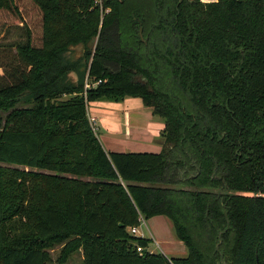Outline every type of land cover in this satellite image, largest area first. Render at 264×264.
I'll use <instances>...</instances> for the list:
<instances>
[{
    "label": "trees",
    "instance_id": "16d2710c",
    "mask_svg": "<svg viewBox=\"0 0 264 264\" xmlns=\"http://www.w3.org/2000/svg\"><path fill=\"white\" fill-rule=\"evenodd\" d=\"M29 1L39 37L0 0L25 37L0 43V264L56 245L83 264H264V0ZM128 96L163 118L161 150L104 147L90 103ZM158 214L186 255L132 232Z\"/></svg>",
    "mask_w": 264,
    "mask_h": 264
},
{
    "label": "rangeland",
    "instance_id": "374dc122",
    "mask_svg": "<svg viewBox=\"0 0 264 264\" xmlns=\"http://www.w3.org/2000/svg\"><path fill=\"white\" fill-rule=\"evenodd\" d=\"M19 5L25 4L23 13L26 15L29 23L32 25L35 34L39 37L41 31V16L40 10L37 6L28 0H18ZM32 4V5H31ZM109 8L106 10L108 11ZM21 19L19 13L10 11L8 9L0 10V43L9 42L13 40H21L23 37L22 23L18 21ZM82 45L75 46L76 53L81 52ZM2 54H0L1 60ZM3 69L0 66V72ZM129 99H135L132 102ZM103 101V102H99ZM90 103V110L92 113H98V122L93 123L97 126V133L104 143L107 150L120 151H159L163 143H156L158 139L163 140L161 130L164 126V120L157 114L152 112V108L143 103L141 98H133L128 96L118 102L122 105L117 108L120 110H98L97 105H110L111 108L118 106L116 100L101 99ZM128 102V103H126ZM117 103V104H116ZM124 104V105H123ZM125 104H131L129 107H124ZM96 107V108H95ZM108 107V108H110ZM128 108V109H123ZM95 111H92V110ZM115 112V116H113ZM126 112L132 114L131 119L135 124L132 126L124 122ZM6 114V113H5ZM120 123V124H117ZM131 127V130L129 129ZM138 230L134 233L144 235L151 238L149 250L154 252H164L168 256H184L187 254L186 244L176 234L173 222L166 215H155L142 221L137 227ZM62 245H56L51 249L52 260L48 264H83V250L74 251L67 260H60Z\"/></svg>",
    "mask_w": 264,
    "mask_h": 264
},
{
    "label": "crops",
    "instance_id": "0c3cea01",
    "mask_svg": "<svg viewBox=\"0 0 264 264\" xmlns=\"http://www.w3.org/2000/svg\"><path fill=\"white\" fill-rule=\"evenodd\" d=\"M131 97H133V98H136V100H138V98H140V97H137V96H131ZM142 99V98H141ZM124 100H125V98H124ZM129 100H131V101H128V102H132L133 100H135V99H129ZM97 101H99V100H97ZM117 102L119 101V100H116ZM143 101V100H142ZM92 102H96V100L95 101H92ZM99 102H103V101H99ZM128 102H126V103H128ZM144 103V102H143ZM117 104V103H116ZM124 105V104H123ZM131 104H125V106L124 107H129ZM119 106H122L119 102H118V106H116V107H114V108H111L110 107V105H108V106H105V105H97L96 107H97V109L98 110H102V111H104V110H113V109H117V110H120L121 108H117V107H119ZM95 107V108H96ZM108 107H110V108H108ZM123 109H128V108H123ZM92 111H95L94 109L92 110ZM89 114H90V116L91 117H94L95 119H94V121H95V123H97L98 122V113H92L91 112V110H90V107H89ZM126 114H128V116L126 115V118H125V120H124V122H126L128 125H134L135 124V122H133V120L131 119V116H132V114L131 113H129V112H126ZM113 116H115V112H113V114H112ZM117 124H120V123H117ZM96 128H97V126H96ZM129 129L131 130V127H129ZM102 141V140H101ZM162 139H158L157 141H154V142H156V143H162ZM103 143V142H102ZM103 145H104V143H103ZM105 147V146H104ZM162 215V214H161ZM149 248V247H148Z\"/></svg>",
    "mask_w": 264,
    "mask_h": 264
},
{
    "label": "built area",
    "instance_id": "2783aa9c",
    "mask_svg": "<svg viewBox=\"0 0 264 264\" xmlns=\"http://www.w3.org/2000/svg\"><path fill=\"white\" fill-rule=\"evenodd\" d=\"M100 80H101V79H100ZM100 80H98V81H96V82H99ZM88 85H90L89 82L86 83V86H88ZM90 117H91V116H90ZM94 119H95L94 117H91L92 122H93ZM143 220H145V219L142 218V221H143ZM137 227H138V226H133V227H132V231L136 232V231L138 230ZM138 249H139L140 251H143V250H144V248H143L141 245L138 246Z\"/></svg>",
    "mask_w": 264,
    "mask_h": 264
}]
</instances>
